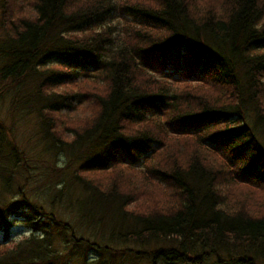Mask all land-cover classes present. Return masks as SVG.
Returning a JSON list of instances; mask_svg holds the SVG:
<instances>
[{
	"label": "trees",
	"instance_id": "obj_1",
	"mask_svg": "<svg viewBox=\"0 0 264 264\" xmlns=\"http://www.w3.org/2000/svg\"><path fill=\"white\" fill-rule=\"evenodd\" d=\"M14 1L0 0V96L35 123L28 148L0 118V241L13 216L29 232L0 264H264V208L225 190L264 192V0H25L33 14L13 17ZM77 106L93 112L67 142L56 115ZM171 135L189 154L153 160ZM32 149L69 151L61 185L69 165L33 172ZM141 163L166 207L129 208L145 188L115 167Z\"/></svg>",
	"mask_w": 264,
	"mask_h": 264
},
{
	"label": "rangeland",
	"instance_id": "obj_2",
	"mask_svg": "<svg viewBox=\"0 0 264 264\" xmlns=\"http://www.w3.org/2000/svg\"><path fill=\"white\" fill-rule=\"evenodd\" d=\"M147 1V3H145L143 0H140V3H145V4H152V2L150 0H145ZM201 0H197L195 3H197L199 5ZM16 3L15 7L12 8L13 9V17H17L18 15H28V14H33V11H31L30 9H26V10H20L19 5L21 3H24L23 5L26 7V3L25 0H15L14 1ZM211 3L214 4V10H218L219 8L216 7V5L219 4V0H212ZM211 4V5H213ZM28 6V4H27ZM219 6V5H218ZM202 7V6H200ZM202 9V8H200ZM114 23H118L121 24L123 23V17L120 15H116L114 18ZM121 26L119 27V29L121 28ZM120 31V30H118ZM95 83L98 85H102V81L98 80V79H94ZM202 85V84H201ZM64 86L65 85H60L59 86V90L63 91L64 90ZM197 86V85H196ZM199 86V85H198ZM204 86V85H203ZM0 87H2V85H0ZM200 88H205L202 86H199ZM8 88L3 89V93L2 96H0V118L2 119V122L5 123V125L8 126L7 128V133H8V137H10V139H12L13 142H17L16 144H20V146L22 145H26L29 148V145L31 144V141L28 140V142L25 141L26 139V135H29L30 132L32 133L33 130V126H34V119L33 117H27L26 119L19 121V119H17V111H19V109H21L18 104H16V109L17 111L15 112L14 116L11 117L8 113V111H10L11 105H10V97H13V92H8ZM7 93H5V92ZM11 112V111H10ZM93 112V109H89L87 107L84 106H77V108L75 110H69L67 113H65L64 115L60 114V115H56L58 116L60 119H62L63 123L61 125H59L60 129H63V135L62 137L67 138V140L65 141H70L71 139H73V132L69 131L68 129L66 130L65 127L66 125H69V122H71L72 124H76L77 126H80V121L86 119L88 116L90 117L91 114ZM88 117V118H89ZM15 118L17 119L15 121ZM59 129V130H60ZM177 138V139H175ZM180 138H185V137H180ZM168 141H165V147L162 150H159L156 154V156L153 158V160L156 161V158L158 156L159 153H162L166 150V148H168L166 150V154H169L168 156H171L175 153V150L173 147L176 148V150H178L180 153L183 150V153L181 154H186L188 155L189 153H185L187 150H189L191 148L192 143L188 140H185L186 142H180L178 139V135L177 136H172L170 138H168ZM182 143V144H181ZM185 143V144H184ZM202 146V147H201ZM200 149H206V147L204 145H201ZM172 147V149L170 148ZM197 147V146H196ZM37 148V147H34ZM176 151V152H178ZM193 152L195 151V149L192 150ZM197 151V149H196ZM35 152L34 149L29 151V155L27 156L28 159L26 161L27 165H30L32 168H35V170H33V172L37 171L38 169H40L39 167H43L47 164H49L50 166L54 165V166H59V167H63L65 164L68 166L61 174V177H56V184L55 186H59L62 184L61 179L63 178L64 173H69L70 172V162L67 160L68 156L67 153H69V151L65 152H59L58 156H55L54 159H52L51 157L49 158L47 155L44 156V160H35V155L33 154ZM178 152V153H179ZM206 152L204 150V152H202V155L206 156ZM32 156V157H31ZM214 156V155H213ZM207 157V156H206ZM217 158V157H216ZM220 159V158H219ZM143 166V163H141L140 165H135V167H130L131 169H127V166H117L115 167L116 170H121L123 172V176L120 179L124 180V181H128L127 183H130L131 187L134 189V187L138 188V189H144L145 191H138V193L143 194L145 196H141L138 197L136 201L132 202L129 205V208H133L136 210L139 208V210H147L150 208H164L166 207V202L164 201V197L167 195L165 194V190L163 188L157 187V185H152L149 184L147 185L145 182L140 181V177H141V173L143 172V168H141ZM75 167V164L72 165L71 170H73ZM226 168V166H225ZM45 169V168H44ZM135 169V170H134ZM111 171V170H110ZM109 171V172H110ZM108 173V172H107ZM96 177H99L101 182L103 184L107 183V175L104 174L105 176H101V173H97ZM148 182V181H146ZM32 182L26 180V185L31 188V184ZM106 185V184H105ZM228 185L230 186H226L225 190H230V192L232 193L231 195H242L243 197H245V202L248 206H251L253 208H256L258 206H261L264 208V192L262 194L257 193L256 191H254V193H248L245 191V189L241 186H239L238 184H236L235 182H230L228 183ZM238 185V186H237ZM244 189V192H242V190ZM148 195V196H147ZM20 216L17 215L13 216L12 218V226L11 229L9 231L8 237H6L7 241H0V246L2 245H6V247H9L10 245H12L14 242L19 241L20 238L22 237H26L28 235V226L25 224V222L22 220V218H19ZM3 237H1L2 239ZM3 248V247H0ZM88 254H91L90 252ZM124 259V258H123ZM121 259L120 257H114L111 262L112 264H148L145 260L143 259H134L133 261H130L129 259ZM138 260V261H135Z\"/></svg>",
	"mask_w": 264,
	"mask_h": 264
},
{
	"label": "bare ground",
	"instance_id": "obj_3",
	"mask_svg": "<svg viewBox=\"0 0 264 264\" xmlns=\"http://www.w3.org/2000/svg\"><path fill=\"white\" fill-rule=\"evenodd\" d=\"M134 1H136L137 3H139L140 2V0H134ZM219 7V6H218ZM177 52H179V54H182L183 52L181 51H177V49L175 48V47H172V48H170V47H168V49H166V51L165 52H163V55H165V57L166 58H169V57H172L175 53H177ZM168 132V131H167ZM169 133V132H168ZM170 133H171V131H170ZM169 133V134H170ZM176 136V135H175ZM206 145V144H205Z\"/></svg>",
	"mask_w": 264,
	"mask_h": 264
}]
</instances>
